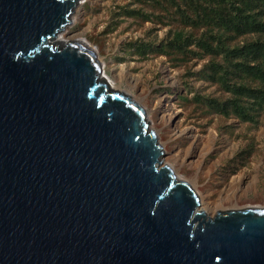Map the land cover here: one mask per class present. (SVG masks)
Listing matches in <instances>:
<instances>
[{
	"label": "water",
	"instance_id": "95a60500",
	"mask_svg": "<svg viewBox=\"0 0 264 264\" xmlns=\"http://www.w3.org/2000/svg\"><path fill=\"white\" fill-rule=\"evenodd\" d=\"M83 0H0V264H264V207L202 209L145 107L85 42Z\"/></svg>",
	"mask_w": 264,
	"mask_h": 264
},
{
	"label": "rangeland",
	"instance_id": "374dc122",
	"mask_svg": "<svg viewBox=\"0 0 264 264\" xmlns=\"http://www.w3.org/2000/svg\"><path fill=\"white\" fill-rule=\"evenodd\" d=\"M197 1L83 0L64 42L87 43L113 87L145 107L163 165L194 186L209 215L264 207V111L243 98L254 117L243 120L228 104L235 85L264 87L239 74L230 52L259 36L198 25Z\"/></svg>",
	"mask_w": 264,
	"mask_h": 264
},
{
	"label": "trees",
	"instance_id": "16d2710c",
	"mask_svg": "<svg viewBox=\"0 0 264 264\" xmlns=\"http://www.w3.org/2000/svg\"><path fill=\"white\" fill-rule=\"evenodd\" d=\"M196 1L191 0V3L195 5ZM187 5L191 6L189 3ZM197 8L196 23L198 25L204 24L212 28L229 30L234 36L246 34L259 36L255 41L235 47L230 52L236 59L233 64L240 75L243 73L264 85V0H212L209 4L197 1ZM180 37L182 34L179 35ZM181 40L180 38L179 41ZM219 44L225 48L222 39ZM205 46L209 52L216 51V47L210 43ZM232 91L235 97L228 104L239 118L254 119L249 113L250 108L240 103L243 98L252 100L256 106L255 109L264 111V87H248L240 84L235 85ZM227 109L226 105L225 110Z\"/></svg>",
	"mask_w": 264,
	"mask_h": 264
},
{
	"label": "bare ground",
	"instance_id": "6f19581e",
	"mask_svg": "<svg viewBox=\"0 0 264 264\" xmlns=\"http://www.w3.org/2000/svg\"><path fill=\"white\" fill-rule=\"evenodd\" d=\"M65 31H66V30H65ZM65 31L62 32L61 34H59V36H58V38H57V41H58V42H60V43H64V40H65V39H69V35H68ZM78 41H80V40H78ZM81 42H83V41H81ZM109 83H110L111 87L114 88V87H113V84L111 83V80H109ZM135 100H136V99H135ZM162 161H163V157H162ZM163 163H164V162H163ZM208 208H210V207H209V206L206 207L207 210H208ZM206 209H205V210H206ZM235 209H236V208H235ZM207 210H206V211H207ZM232 210H234V209H232ZM224 211H225V210H224ZM226 211H227V210H226Z\"/></svg>",
	"mask_w": 264,
	"mask_h": 264
}]
</instances>
